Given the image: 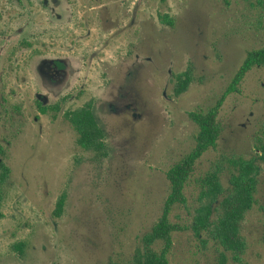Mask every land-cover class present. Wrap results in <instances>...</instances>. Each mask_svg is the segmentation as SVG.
I'll return each instance as SVG.
<instances>
[{
  "label": "rangeland",
  "instance_id": "1",
  "mask_svg": "<svg viewBox=\"0 0 264 264\" xmlns=\"http://www.w3.org/2000/svg\"><path fill=\"white\" fill-rule=\"evenodd\" d=\"M261 48L264 0H0V264H133L163 214L169 169L195 148L190 114L214 106ZM54 61L65 68L53 77ZM88 103L106 155L82 149L65 117ZM219 123L171 210L169 264H264V68ZM248 164L253 205L243 247L229 250L195 218L207 178L223 189L216 223Z\"/></svg>",
  "mask_w": 264,
  "mask_h": 264
},
{
  "label": "trees",
  "instance_id": "2",
  "mask_svg": "<svg viewBox=\"0 0 264 264\" xmlns=\"http://www.w3.org/2000/svg\"><path fill=\"white\" fill-rule=\"evenodd\" d=\"M48 64V62L44 63L43 66H48ZM64 68V63L54 61L53 77L56 74V69L62 70ZM257 68H264V48L247 54L230 85L214 106L205 112L199 111L190 114L191 119L197 124L199 129L195 148L169 169L167 178L171 192L165 203L163 214L151 232L144 237L143 250L136 254L133 264H169L168 255L173 244V235L177 231L176 226L170 221L171 210L177 204H186L185 189L194 173L197 162L207 152L217 147L221 135L219 114L226 99L234 93H239L240 86L246 77ZM178 84L179 91H185L188 86V80L178 78ZM65 117L76 131L78 142L82 149L106 155L105 133L95 119L92 103L67 112ZM3 156L4 152L0 147V190L10 172L2 159ZM252 167L251 164H248L247 167H243L244 172L233 178V192L228 196H224L221 201L220 211L222 210V212H220L216 223L211 220L214 213L219 210L214 205L219 196L223 195V189L216 174H212L207 178L205 182L207 188L201 195L202 199L206 198L208 201L199 210V214L195 218L197 233L201 234L203 230L210 231L211 227H214L211 231H214L215 239H219L220 243L229 250L239 251L244 245L240 236V224L253 205L255 186L254 178L250 177ZM159 243H162V248L158 251L156 246Z\"/></svg>",
  "mask_w": 264,
  "mask_h": 264
}]
</instances>
